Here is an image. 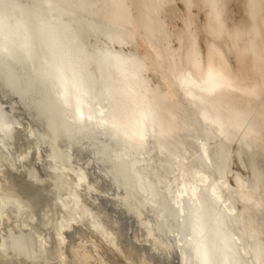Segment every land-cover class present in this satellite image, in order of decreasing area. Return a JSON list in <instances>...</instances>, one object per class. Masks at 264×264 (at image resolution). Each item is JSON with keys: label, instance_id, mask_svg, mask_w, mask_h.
Instances as JSON below:
<instances>
[{"label": "bare ground", "instance_id": "6f19581e", "mask_svg": "<svg viewBox=\"0 0 264 264\" xmlns=\"http://www.w3.org/2000/svg\"><path fill=\"white\" fill-rule=\"evenodd\" d=\"M0 264H264V0H0Z\"/></svg>", "mask_w": 264, "mask_h": 264}]
</instances>
